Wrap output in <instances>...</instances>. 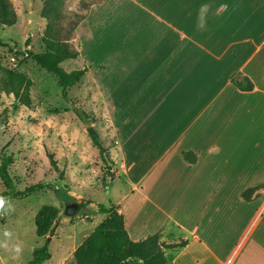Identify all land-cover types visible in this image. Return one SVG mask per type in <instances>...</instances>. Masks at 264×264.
<instances>
[{
  "label": "crops",
  "instance_id": "obj_1",
  "mask_svg": "<svg viewBox=\"0 0 264 264\" xmlns=\"http://www.w3.org/2000/svg\"><path fill=\"white\" fill-rule=\"evenodd\" d=\"M122 24L125 58L175 76L174 99L138 133L157 137V121L175 135L155 157L126 160L111 202L129 238L185 240L166 264H264V0H124Z\"/></svg>",
  "mask_w": 264,
  "mask_h": 264
},
{
  "label": "rangeland",
  "instance_id": "obj_2",
  "mask_svg": "<svg viewBox=\"0 0 264 264\" xmlns=\"http://www.w3.org/2000/svg\"><path fill=\"white\" fill-rule=\"evenodd\" d=\"M10 1L16 20L11 26L0 24V68L18 72L30 83L27 100L0 89V152L12 158L8 173L15 190L35 182L45 187L0 203V264H27L32 250L45 242L51 256L42 264L61 260L76 264L73 251L105 216L96 204L116 200L124 187L126 160L140 163L146 156L155 157L175 135L173 124L157 121L150 124L157 137L138 135L147 131L143 127L147 119L161 118L162 102L174 99L175 76L147 68L146 60L125 58L124 0H103L76 28L78 56L60 63L66 71L86 68L67 88L68 100H64L54 77L23 58L25 48L44 51L41 0ZM64 1L69 9L79 10L77 0ZM75 110L83 113L82 119ZM90 126L104 148V162L87 134ZM55 188L60 189L58 196ZM69 200L77 207L67 216L64 208ZM45 204L55 206L57 217L53 234L39 237L34 216Z\"/></svg>",
  "mask_w": 264,
  "mask_h": 264
},
{
  "label": "trees",
  "instance_id": "obj_3",
  "mask_svg": "<svg viewBox=\"0 0 264 264\" xmlns=\"http://www.w3.org/2000/svg\"><path fill=\"white\" fill-rule=\"evenodd\" d=\"M41 2L40 16L44 20V31L41 40L44 51L35 53L25 48L22 51L23 58L32 59L36 65L50 73L60 88L62 98L68 100L67 88L83 76L86 68H75L66 71L60 67V63L78 55L76 28L87 16L90 8L95 4L102 3L103 0H77L78 11L69 9L64 0H41ZM15 20L16 13L11 1L0 0V24L11 26L15 23ZM0 69L4 72V75L0 77V89L12 92L16 97L27 100V89L30 80L11 69ZM232 82L241 90L252 88L251 81L246 77H233ZM75 111L78 117L82 119L80 114L83 113ZM87 134L104 162L106 160L104 148L96 130L90 126L87 128ZM182 157L189 163L195 161V154L192 151H183ZM11 161L10 155L0 152V180L4 186V190L0 192V199L23 198L45 187L43 183L35 182L25 186L22 190H15L8 173V165ZM51 164L57 168L55 161L52 159ZM110 175L112 177V173ZM256 188L257 186H253L243 190L241 196L244 199H249ZM53 193L58 196L60 189L55 188ZM96 206L98 212L105 214V217L95 230L73 251L76 264H132L127 260H137L140 261L139 264H166L168 257L164 251L185 244V240L176 243L160 242L158 233L148 235L139 241H133L129 238L124 228L123 217L117 212L114 204L111 202L107 205L97 203ZM56 217L57 209L55 206L51 204L42 205L34 216L36 235L43 237L48 235L49 232L53 233ZM50 256V251L45 242L32 250V258L27 264H42Z\"/></svg>",
  "mask_w": 264,
  "mask_h": 264
},
{
  "label": "water",
  "instance_id": "obj_4",
  "mask_svg": "<svg viewBox=\"0 0 264 264\" xmlns=\"http://www.w3.org/2000/svg\"><path fill=\"white\" fill-rule=\"evenodd\" d=\"M76 207H77V203L73 200H69L67 204L65 205L64 213L67 216H70L74 213ZM52 234H53L52 232H49L48 237L51 236Z\"/></svg>",
  "mask_w": 264,
  "mask_h": 264
},
{
  "label": "clouds",
  "instance_id": "obj_5",
  "mask_svg": "<svg viewBox=\"0 0 264 264\" xmlns=\"http://www.w3.org/2000/svg\"><path fill=\"white\" fill-rule=\"evenodd\" d=\"M0 203H3V200L2 199H0Z\"/></svg>",
  "mask_w": 264,
  "mask_h": 264
}]
</instances>
